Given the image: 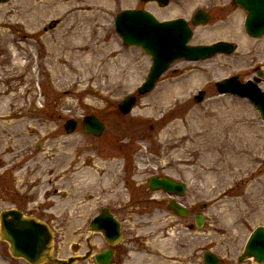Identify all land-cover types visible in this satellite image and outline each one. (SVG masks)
Wrapping results in <instances>:
<instances>
[{
	"label": "rangeland",
	"instance_id": "rangeland-1",
	"mask_svg": "<svg viewBox=\"0 0 264 264\" xmlns=\"http://www.w3.org/2000/svg\"><path fill=\"white\" fill-rule=\"evenodd\" d=\"M96 1L0 3V112L23 105L21 113L3 118L0 213L18 207L27 216L48 218L60 258L73 254V243L86 234L94 235L97 249L104 246L98 233L79 227L110 207L126 226L114 264H190L185 255L191 251L200 257L194 264H202L207 246L236 264L250 233L264 225V121L248 100L219 94L216 81L232 75L245 80L256 70L264 79V36L247 35L245 13L234 0H171L166 6ZM130 8L188 20L205 9L211 19L195 27L191 43L227 40L237 49L203 61L177 60L151 92L138 95L151 58L125 45L114 27L115 15ZM201 89L204 99L195 102ZM133 93L135 107L124 115L118 103ZM88 114L104 121L102 136L84 132ZM68 119L79 122L70 134ZM16 127L26 137L22 144L11 134ZM152 174L186 184L179 200L192 210L189 216L132 209L130 197L148 196L142 183ZM197 212L204 215L201 228ZM0 264L30 263L13 257L0 235Z\"/></svg>",
	"mask_w": 264,
	"mask_h": 264
},
{
	"label": "water",
	"instance_id": "water-1",
	"mask_svg": "<svg viewBox=\"0 0 264 264\" xmlns=\"http://www.w3.org/2000/svg\"><path fill=\"white\" fill-rule=\"evenodd\" d=\"M8 0H0L6 2ZM158 1L161 3L169 0H142ZM236 3L244 8L247 12L245 20V29L251 36H260L264 34V0H236ZM209 14L203 10H198L193 18L192 23L198 25L207 23ZM115 29L121 36L126 45L141 47L148 55L151 56L152 64L149 69L146 80L139 87L140 94L151 91L158 79L169 68L170 64L177 59L186 60H204L213 57L217 53H231L234 49L233 44L228 42H216L210 45H189L193 36V30L183 18L160 21L151 12L143 9H125L120 11L114 20ZM220 93L236 94L241 97H247L260 111L264 119V91L258 86L248 83H240L237 76L224 79L217 82ZM205 91H200L195 96L197 102L201 101ZM136 103L135 95H127L118 104L122 113L131 112ZM84 130L87 133L101 135L105 129L104 123L94 115H88L83 118ZM67 132H72L77 126V121L68 120L65 122ZM150 184L153 188H164L169 191L182 193L184 184L177 183L167 177H151ZM169 208L173 209L178 215L185 216L188 210L173 201L170 202ZM198 226H202V216L197 215ZM93 228L102 229L104 234H117L116 229L113 233L106 229V225L100 226L98 222L110 224L113 222L112 216L104 210L102 216L97 217L94 221ZM1 234L3 239L10 243V251L16 257H22L30 263L37 264L46 259L56 261L51 258L50 249L52 234L47 225L36 219L25 217L21 211L8 210L1 215ZM244 255L254 257L257 261L264 260V227L259 226L250 236L246 245ZM111 252L104 255H97L98 264H108ZM86 257H82L83 260ZM242 260V258H241ZM61 264H71L73 258L68 261L59 260ZM205 264H218V258L206 252L204 255Z\"/></svg>",
	"mask_w": 264,
	"mask_h": 264
},
{
	"label": "flooded vegetation",
	"instance_id": "flooded-vegetation-1",
	"mask_svg": "<svg viewBox=\"0 0 264 264\" xmlns=\"http://www.w3.org/2000/svg\"><path fill=\"white\" fill-rule=\"evenodd\" d=\"M256 72H257V74H254L252 77H248L246 80H254L259 85H262V83L264 82V79L262 77L263 76V71L262 70H256ZM246 80H241V81H246ZM124 161H126V159H124ZM132 178H133V176H132ZM148 180L149 179L147 178L146 181L142 183L143 186H144V188H146V190L148 191V196L147 197L146 196L142 197L141 195H138V196H136V198H134L132 196L129 199V204L132 207V209H134L135 211H137V213H142V214H144V213H147L148 214L150 212H153V213H156V212L161 213L165 209H168L167 208L168 201L166 199L167 196H168V193L166 191H164V190H152V188H150V186H149ZM130 184H131V181H130L129 177L125 176V185L129 187ZM137 185H139V184H137ZM179 202H181V201L179 200ZM14 208L19 209L18 207H14ZM109 209H110V212L114 215V219H113V222H111L110 224H106L105 227H106V229L108 231H113V229H116V231H117V228H118V230L120 231V234L119 235L113 234L108 239V238H106L103 235V233L90 230V226H91L92 219L95 216H97L98 213H100V211L102 210L101 209L98 213H95L92 216H88L87 217V222H85L83 224V226L79 227V229H82L84 227L85 228V231H88L90 233H92V232L93 233H98V235H100V237L102 239L101 240V243L104 246H102L101 248L97 249V246L98 245L96 244V241H95V239L93 237L94 235L86 234L85 240H82V241L79 240V242L73 243L72 246H73V249H74V253L66 256V258H68V257H70L72 255L81 256L83 254L88 253V254L91 255L90 258L94 261V264H97L96 263V260H95V256L96 255L102 254V253H106L107 251H111V259H110L109 264L116 263V260L118 259V256H119V249L124 244V233H123L124 230H123V228L126 229V226H124V223H123L122 219L120 218V214L118 215L115 212H113L111 208H109ZM19 210H21V209H19ZM191 212H192V210L189 208V214H191ZM33 217H36L37 218L39 216H33ZM39 219L41 220V218H39ZM42 221L48 223L47 222L48 221V218H46V219L43 218ZM98 224H101V222H99ZM209 233L210 232H207V234H209ZM208 242H213V240H210ZM81 247H84L85 250L84 251H79V249ZM186 249H187V247H186ZM206 250H211L214 253H216V251L213 250V246H207L206 249L202 250V254H201L202 264H204L203 263V253ZM195 253H193V251H191L190 253H188L189 254L188 256L185 255V258L188 259V262L190 264H194V262L199 261L198 259L200 257L199 258H195L194 257V254ZM216 254L218 256H220L218 253H216ZM196 257H198V256H196ZM175 258L182 259L183 256L180 254L179 256H176ZM228 260L229 261H226L224 258H222L220 256V264H235L234 261H230V259H228ZM171 261L172 262H177L176 260H173V259H171ZM74 263H76V262H74ZM236 264H264V262L257 263L255 260L249 259V260H246L245 262H240L238 260V262Z\"/></svg>",
	"mask_w": 264,
	"mask_h": 264
},
{
	"label": "bare ground",
	"instance_id": "bare-ground-1",
	"mask_svg": "<svg viewBox=\"0 0 264 264\" xmlns=\"http://www.w3.org/2000/svg\"><path fill=\"white\" fill-rule=\"evenodd\" d=\"M95 2H97V1L95 0ZM131 63H132V61H128L124 67H126V68L130 67L131 66ZM154 105H158V103L157 104H154ZM15 106H16V109L14 111L13 110L12 111H9V112L7 111L5 113H1L0 112V114H1L0 115V143L5 140V138H4V133L6 132L5 127L8 124V122L7 121H4L3 118L13 117V116H16V114L21 113L20 110L22 109L23 105H15ZM33 128L35 129V127H33ZM237 131L238 130H235V132H237ZM253 131L255 132V130H253ZM240 133H241V131H240ZM11 134H12L13 138L14 137H18L15 140V142L18 143V144H22L23 142L26 141V137H25L24 133L19 128H17V127L16 128H12ZM240 142H242V140H240ZM240 142H239L238 145L241 147L243 143L240 144ZM244 146H246V145H244ZM250 146L251 147H248V146H246V147H248V149H253L252 148L253 145L250 144ZM61 148L62 147H60V149ZM262 189H264V187H262ZM258 198H260V197H258ZM263 204H264V202H263Z\"/></svg>",
	"mask_w": 264,
	"mask_h": 264
}]
</instances>
